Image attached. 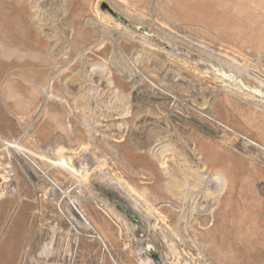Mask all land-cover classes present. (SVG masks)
I'll use <instances>...</instances> for the list:
<instances>
[{"label": "rangeland", "instance_id": "1", "mask_svg": "<svg viewBox=\"0 0 264 264\" xmlns=\"http://www.w3.org/2000/svg\"><path fill=\"white\" fill-rule=\"evenodd\" d=\"M260 92L264 0H0V264H264Z\"/></svg>", "mask_w": 264, "mask_h": 264}, {"label": "bare ground", "instance_id": "2", "mask_svg": "<svg viewBox=\"0 0 264 264\" xmlns=\"http://www.w3.org/2000/svg\"><path fill=\"white\" fill-rule=\"evenodd\" d=\"M225 62V61H224ZM228 66H229V64H228ZM230 66H231V64H230ZM236 67V66H235ZM231 68H233V66H231ZM235 69V68H234ZM238 71V70H237ZM239 71H240V69H239ZM243 71V70H242ZM231 73V72H230ZM241 73V72H240ZM234 74V73H233ZM227 78V77H226ZM241 79V78H240ZM226 80V79H225ZM242 81V80H241ZM232 84H233V82H232ZM244 84V83H243ZM248 85V84H247ZM239 86V85H238ZM246 86V85H245ZM243 87V86H242ZM250 87V86H249ZM248 88V87H247ZM251 88H252V86H251ZM255 88H256V86H255ZM240 89V88H239ZM246 89V88H245ZM254 89V88H253ZM250 92H252V91H250ZM260 94H262L261 92H260ZM264 94V93H263ZM262 94V95H263ZM256 95V94H255ZM259 96V95H258ZM149 97V96H148ZM263 98H264V96H263ZM151 99V98H150ZM149 98H148V100H150ZM167 152V151H166ZM161 160V161H160ZM158 161H160L161 162V164L162 165H166V163L165 162H163V160H162V158H160ZM100 165V164H99ZM183 166V165H182ZM185 166V165H184ZM72 171H74V170H72ZM182 171V170H181ZM183 171H184V173H185V175H189V176H191L193 179H194V182H193V184H192V186H193V188L195 189V188H200L203 184H209L211 181H207L206 180V177H202V176H200L199 174H198V172L197 171H193V170H189L186 166H185V168L183 169ZM92 172V171H91ZM170 172V171H169ZM172 178V177H171ZM189 178V177H188ZM215 179L214 180H218V184H219V191L217 192L218 193V195H219V193H223V191H224V189H225V187H226V180H224V178H221L220 176H217V177H214ZM212 179V178H211ZM121 180V179H120ZM192 180V179H191ZM213 180V181H214ZM177 181V180H176ZM179 183V182H178ZM184 187V186H183ZM217 188V189H218ZM177 189V188H176ZM172 187L170 186V187H167V190L166 191H169V193L171 192V194H172ZM176 192V191H175ZM209 192V191H208ZM174 194V193H173ZM172 194V196H175V195H173ZM207 195L208 196H211V194H209V193H207ZM176 196H178V195H176ZM181 196V195H180ZM213 196V195H212ZM179 198V197H178ZM180 199H182V198H180ZM75 209H74V214H75V218H76V216L79 218V220L77 219V221H79V223H81V224H85V225H88V227H90V228H92L91 227V225H90V223H89V221H88V219L86 218V216H85V214L81 211V209L80 208H78V207H74ZM151 208V207H150ZM147 209V211H151L152 209ZM198 208L197 207H191V215H195V213H198V210H197ZM153 211H154V209H153ZM131 212V211H130ZM157 214H160V213H157ZM204 220H205V218H204ZM136 232V231H135ZM138 232H140V231H138ZM141 233H143V232H141ZM178 232H174V236L175 237H179V234H177ZM139 234V233H138ZM146 235L144 234V235H141L140 237L141 238H143V237H145ZM165 238H170V235H165ZM171 242V241H170ZM173 243H174V241H173ZM172 243V244H173ZM175 244V243H174ZM173 244V245H174ZM169 252L166 254V257H171V256H173V254L175 255V253L177 254V252H178V250H177V248H175V247H170L169 248ZM47 251V250H46ZM49 251V250H48ZM52 254V253H51ZM165 259H167V258H165ZM186 264H189V263H186ZM200 264V263H199Z\"/></svg>", "mask_w": 264, "mask_h": 264}, {"label": "built area", "instance_id": "3", "mask_svg": "<svg viewBox=\"0 0 264 264\" xmlns=\"http://www.w3.org/2000/svg\"><path fill=\"white\" fill-rule=\"evenodd\" d=\"M223 127L227 129L226 126H223ZM240 137L244 140V142L248 148H252V149L256 150L260 159L264 160V146L263 145L250 140L246 136L240 135Z\"/></svg>", "mask_w": 264, "mask_h": 264}, {"label": "water", "instance_id": "4", "mask_svg": "<svg viewBox=\"0 0 264 264\" xmlns=\"http://www.w3.org/2000/svg\"><path fill=\"white\" fill-rule=\"evenodd\" d=\"M124 204H125L124 202H120V205L125 209V211H128L129 209Z\"/></svg>", "mask_w": 264, "mask_h": 264}]
</instances>
